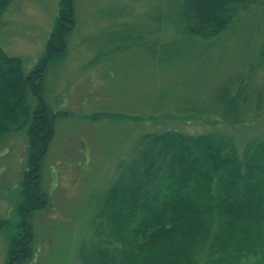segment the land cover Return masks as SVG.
<instances>
[{
    "label": "rangeland",
    "instance_id": "374dc122",
    "mask_svg": "<svg viewBox=\"0 0 264 264\" xmlns=\"http://www.w3.org/2000/svg\"><path fill=\"white\" fill-rule=\"evenodd\" d=\"M180 3L74 0L71 9L61 0L12 1L0 46L26 72L43 66L51 37L60 44L53 33L61 22L72 31L64 57L46 65L43 97L55 121L45 154L32 153L26 130L0 140V264L27 230L26 264H84L90 245L108 240L94 217L100 199L146 134L224 132L241 152L264 139V0L240 9L213 43L180 32ZM241 82L250 102L238 123L224 122L215 95Z\"/></svg>",
    "mask_w": 264,
    "mask_h": 264
},
{
    "label": "trees",
    "instance_id": "16d2710c",
    "mask_svg": "<svg viewBox=\"0 0 264 264\" xmlns=\"http://www.w3.org/2000/svg\"><path fill=\"white\" fill-rule=\"evenodd\" d=\"M12 1L0 0V23ZM73 1L61 0L71 9ZM261 1L181 0L176 24L182 34L213 43L240 9ZM71 29L59 24L53 34L60 44L51 37L43 66L29 72L22 58L0 46V140L26 130L37 158L45 154L55 121L43 97L46 65L64 57ZM260 59L264 61V48ZM236 86L228 84L215 95L221 118L233 124L242 105L250 102L247 85ZM32 186L34 197L38 181ZM94 217L108 240L92 243L84 264H264V139L248 142L241 152L235 135L224 132L146 134L100 199ZM26 235L12 240L8 264L31 260L29 230Z\"/></svg>",
    "mask_w": 264,
    "mask_h": 264
}]
</instances>
